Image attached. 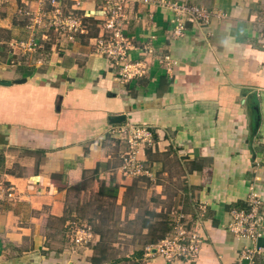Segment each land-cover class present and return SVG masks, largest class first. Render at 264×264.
<instances>
[{"label":"crops","instance_id":"0c3cea01","mask_svg":"<svg viewBox=\"0 0 264 264\" xmlns=\"http://www.w3.org/2000/svg\"><path fill=\"white\" fill-rule=\"evenodd\" d=\"M61 1L86 32L58 41L43 29L32 45L28 15L37 3L0 0V177L16 195L0 205V264H168L145 248L171 234L175 211L193 229L201 223L203 241L195 262L171 264H263L244 256L264 249V225L256 242L228 226L253 197L264 216V0H131L130 58L148 68L126 83L97 52L103 0ZM176 7H196L207 19L187 17L176 37ZM165 57L176 64H162ZM126 124L153 132L154 145L138 155L148 175L120 170L129 147L111 131ZM170 151L188 180L164 211L165 233L142 247H104L90 199L114 203L121 221L138 220L140 209L131 208L138 179L159 180L162 162L154 158ZM154 213L161 217L162 207ZM143 222L147 236L152 226ZM75 232L87 242L73 243Z\"/></svg>","mask_w":264,"mask_h":264},{"label":"built area","instance_id":"2783aa9c","mask_svg":"<svg viewBox=\"0 0 264 264\" xmlns=\"http://www.w3.org/2000/svg\"><path fill=\"white\" fill-rule=\"evenodd\" d=\"M38 10L31 16L32 26L35 30H49L61 32V35L73 39L81 33L86 32L83 19L74 12L65 13L61 0H34ZM131 0H103L101 9L103 11L100 34L95 39L97 52L107 59L112 68L116 71L119 81L126 83L145 74L146 66L142 62H135L130 58L133 45L125 34V28L129 24L126 14V7ZM178 13L176 37H181L184 31V19H207L205 12L196 7L175 8ZM48 21V23H46ZM32 28V27H31ZM33 29V30H34ZM148 55L153 53L147 49ZM163 64L175 65L176 63L165 57ZM111 134L123 141L129 147L127 153L122 157L120 170L126 177H138L148 175L145 165L139 160L138 155L144 148L154 145L153 132L145 126L126 124L118 129L112 130ZM14 186L10 185L0 177V205L13 201L16 197ZM204 212V211H203ZM186 215L183 212H176L171 221L172 232L156 245H149L145 248L147 257L160 256L168 264L175 262H195L200 254L202 238L198 232L200 224L196 229L190 228L188 223L183 221ZM264 225V216L261 213V201L257 197L247 202V207L236 210L232 213V221L228 226L229 231L237 237L256 242L261 236L260 226ZM86 237V234H84ZM71 240L75 244L87 242L79 232L72 234ZM260 256L264 264V249L257 248L254 251H246L244 256L249 262L254 257Z\"/></svg>","mask_w":264,"mask_h":264},{"label":"rangeland","instance_id":"374dc122","mask_svg":"<svg viewBox=\"0 0 264 264\" xmlns=\"http://www.w3.org/2000/svg\"><path fill=\"white\" fill-rule=\"evenodd\" d=\"M62 7L66 14L69 13L67 7L65 8L64 5ZM30 20L31 18H29L28 20L31 34H35L32 35L33 41H31L32 45H34L37 37L40 35V31L36 29L37 32H35L36 30L34 28L37 27L32 26ZM46 23H48V21H46ZM83 25L84 28L87 29L88 25H86V22L83 21ZM91 30V35L95 36V28L94 31L93 28ZM44 33L48 37L47 40H56V36L59 37L58 41H60L61 38H65V40L70 41L75 39V37L73 39H69L68 37L62 36L61 32L55 31L54 28H50L48 32ZM146 63H148V61ZM145 66V69L147 70L148 66ZM155 159H158L162 162L161 173H163L164 175L160 174V176H157L159 177V180L156 179L152 181L147 178L139 177L140 179H138L137 186L140 188L139 190L141 192L136 195V198H134L131 205L132 210L134 206H137L140 209V216L138 220L134 222H129V220L121 221L120 219L122 216V211L120 208L116 207L114 203H102V200H100L99 198L90 199L91 203H93V206L92 208H89L87 210L91 212V215L94 214V216L100 217L99 223L95 222V224L93 225L97 229H100L103 233H106L104 247L107 246L110 248V246L114 242H124L127 244V246L130 245V248H132L131 246L138 245L139 247H142L146 243L151 241L152 237H161L165 233L167 223L164 219V211H167L170 207H172L176 203V201L178 203L177 199H179L183 189H185L188 177L185 173L182 161L180 160L181 157L179 158V156L173 151H170L169 153H166L162 156H157L154 158V160ZM149 165V163L146 165L148 170L150 169ZM156 184H161V194H159V190L155 187ZM152 187H154V189ZM162 195H164L165 198H161ZM159 206L163 209V214H161V217H157L154 213L155 209ZM175 213L176 211L174 212V214ZM147 220L148 223L152 226V229L150 233L145 236V234H143L142 226L144 224L143 221ZM183 223L185 225L188 223V226L190 228L192 226V223L189 222L187 216ZM121 232L133 235V238H130L132 240H119ZM111 256L116 257L113 255Z\"/></svg>","mask_w":264,"mask_h":264},{"label":"water","instance_id":"95a60500","mask_svg":"<svg viewBox=\"0 0 264 264\" xmlns=\"http://www.w3.org/2000/svg\"><path fill=\"white\" fill-rule=\"evenodd\" d=\"M120 121H122V119H120V118H116L115 120H113V123H118V122H120Z\"/></svg>","mask_w":264,"mask_h":264}]
</instances>
